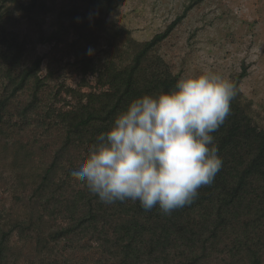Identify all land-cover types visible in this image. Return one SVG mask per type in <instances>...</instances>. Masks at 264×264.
Wrapping results in <instances>:
<instances>
[{
	"label": "trees",
	"instance_id": "16d2710c",
	"mask_svg": "<svg viewBox=\"0 0 264 264\" xmlns=\"http://www.w3.org/2000/svg\"><path fill=\"white\" fill-rule=\"evenodd\" d=\"M51 1L0 0V138L30 136L41 153L27 152L12 168V201L0 207V264H264V129L238 89L245 69L230 116L212 134L222 168L191 204L170 215L139 201L105 204L70 176L133 99L174 88L180 78L158 49L204 0L146 42L108 21L126 0H68L59 16L75 37L64 41L67 67L98 79L89 93L55 90V70L42 76L43 57L28 50ZM62 92L77 105L58 110ZM7 155L0 154V193Z\"/></svg>",
	"mask_w": 264,
	"mask_h": 264
},
{
	"label": "clouds",
	"instance_id": "9594fccd",
	"mask_svg": "<svg viewBox=\"0 0 264 264\" xmlns=\"http://www.w3.org/2000/svg\"><path fill=\"white\" fill-rule=\"evenodd\" d=\"M91 55V49L88 52ZM235 84L185 75L172 90L133 99L70 176L101 202L139 201L165 215L189 205L222 168L215 133L231 114Z\"/></svg>",
	"mask_w": 264,
	"mask_h": 264
},
{
	"label": "rangeland",
	"instance_id": "374dc122",
	"mask_svg": "<svg viewBox=\"0 0 264 264\" xmlns=\"http://www.w3.org/2000/svg\"><path fill=\"white\" fill-rule=\"evenodd\" d=\"M192 1L126 0L108 17V21L124 27L137 42H146L165 30ZM67 8L68 0H52L45 4L41 26L35 29V34L22 27L23 32L32 35L28 50L43 57L42 76L55 70V90L63 85L82 93L95 92L96 77L67 67L73 58L64 41L70 42L75 38L69 32L70 28L59 19ZM158 54L179 78L212 71L235 84L238 75L245 69L246 75L240 80L238 89L243 99L252 102L253 123L264 129V0L200 2L160 45ZM77 101L62 92L56 107L66 110L75 107ZM7 133L0 138V154L3 155L6 150L8 154L5 156L8 171L4 170V178L8 182L0 193V207L8 206L12 201L10 187L14 186L12 180L16 171L12 168L17 163L21 166L19 161L27 152L41 155L32 137L13 135L9 138L10 133ZM6 139H11L8 142L11 144ZM9 162L11 169L7 168Z\"/></svg>",
	"mask_w": 264,
	"mask_h": 264
}]
</instances>
